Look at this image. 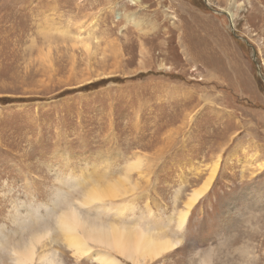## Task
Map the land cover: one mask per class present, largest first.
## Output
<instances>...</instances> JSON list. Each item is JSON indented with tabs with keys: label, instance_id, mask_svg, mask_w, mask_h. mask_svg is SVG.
<instances>
[{
	"label": "rangeland",
	"instance_id": "1",
	"mask_svg": "<svg viewBox=\"0 0 264 264\" xmlns=\"http://www.w3.org/2000/svg\"><path fill=\"white\" fill-rule=\"evenodd\" d=\"M65 206L184 241L145 264H264V0H0V264H131L68 248Z\"/></svg>",
	"mask_w": 264,
	"mask_h": 264
},
{
	"label": "bare ground",
	"instance_id": "2",
	"mask_svg": "<svg viewBox=\"0 0 264 264\" xmlns=\"http://www.w3.org/2000/svg\"><path fill=\"white\" fill-rule=\"evenodd\" d=\"M218 167H219L218 163L215 166H213L209 176L207 177L206 181H204L203 188L200 191H197L196 193L193 192L194 193L193 198L189 199V202L185 206L186 210L181 212L179 221H177L179 229H181L186 223L187 216L193 205L198 200H200V198L209 190L217 174ZM98 187L99 186L97 185L94 186L92 188L93 190L87 195H85V199L84 200L82 199V202H79V204L86 206L88 204L90 205L95 203H103L107 200L109 202H112L115 198L117 199L118 196H121L120 195L121 192L124 193L128 191L124 186L120 187V184L118 182L108 187L106 186L104 188L105 190H102L101 188ZM79 199L81 200V198ZM103 205L107 206L105 204ZM119 206L118 208H120ZM65 207H66L65 210H63L61 214L58 216L56 228L57 227L59 228L60 233L64 235L63 237L65 238L67 247L74 250L75 254L82 255L85 254L86 252H89L90 249L87 248V246L89 242L92 241L94 244H96L98 247L104 250L110 251L111 249V251H114L116 254H120L123 258H125V260H128L131 264H145L147 261L150 262L156 258H159L163 254L172 251V249L174 248V241H176V239L172 240L170 238H162V237L154 238L149 234L150 231H144L141 227L135 228L134 229L135 234H134L132 232L125 231L126 227L120 229L113 225L112 226L107 225V227L96 225L95 223L88 222V220H84V217L80 215L78 210H76L75 208L70 206H65ZM122 213L124 214L123 211ZM19 248H23V249H18V245H13V247L11 246V253L13 255L12 259L14 264H33L34 263L33 260H35L34 258L37 253L34 243L31 245L29 244L27 246L23 245L22 247ZM105 252L102 251L97 252L99 255L103 254L101 256H103L102 260L104 261V264H121L114 257L115 254L111 256ZM37 260L36 262L38 264H57V260L55 261L54 256H50L49 253L46 254V252L44 251L42 252V254L38 255Z\"/></svg>",
	"mask_w": 264,
	"mask_h": 264
},
{
	"label": "clouds",
	"instance_id": "3",
	"mask_svg": "<svg viewBox=\"0 0 264 264\" xmlns=\"http://www.w3.org/2000/svg\"><path fill=\"white\" fill-rule=\"evenodd\" d=\"M183 243H184L183 240L174 241V248L172 250L179 248ZM213 254L214 253L210 252L207 255H208V257H211V255H213ZM201 264H212V262H211L210 258H206V259L201 260Z\"/></svg>",
	"mask_w": 264,
	"mask_h": 264
},
{
	"label": "trees",
	"instance_id": "4",
	"mask_svg": "<svg viewBox=\"0 0 264 264\" xmlns=\"http://www.w3.org/2000/svg\"><path fill=\"white\" fill-rule=\"evenodd\" d=\"M260 83V82H259Z\"/></svg>",
	"mask_w": 264,
	"mask_h": 264
}]
</instances>
